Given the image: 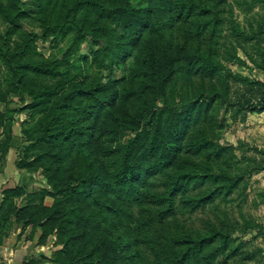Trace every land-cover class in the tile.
<instances>
[{"label": "trees", "instance_id": "trees-1", "mask_svg": "<svg viewBox=\"0 0 264 264\" xmlns=\"http://www.w3.org/2000/svg\"><path fill=\"white\" fill-rule=\"evenodd\" d=\"M33 1L31 16L22 0H0V103L29 100L22 134L49 190L19 210L22 190L6 191L3 221L39 230L40 241L54 234L50 264H215L222 254V264H264V248L232 238L254 230L264 241L242 210L264 149L238 156L219 142L227 120L264 113V82L226 66L264 72V0H231L246 26L226 29L228 0ZM87 36L103 46L73 60ZM38 39L67 48L45 57ZM102 70L123 78L101 83ZM214 205V219H180Z\"/></svg>", "mask_w": 264, "mask_h": 264}, {"label": "rangeland", "instance_id": "rangeland-1", "mask_svg": "<svg viewBox=\"0 0 264 264\" xmlns=\"http://www.w3.org/2000/svg\"><path fill=\"white\" fill-rule=\"evenodd\" d=\"M134 5H144L142 0H132ZM231 0H228L224 11L221 13L223 18V29L232 26H246L245 16L239 13L238 9L235 7V4H231ZM22 8L31 16L37 13V7L33 0H22ZM260 13L258 9L255 13ZM233 15V16H232ZM257 19V18H256ZM2 30V29H1ZM33 33L37 36H41V31L34 29ZM225 34V30L222 33ZM222 41V40H221ZM264 41V36L262 37ZM66 41L60 42L56 47L50 43V39L43 42L41 39L36 41L37 50L42 53L45 57H48L50 54L58 56V59L61 58L62 51L67 48ZM103 46V43L100 41H94L87 36L86 41L80 45V47L72 53V59L76 60L78 56L83 54H88L92 50H98ZM133 65V59L127 61L126 66L130 68ZM226 66L234 73H239L242 76L249 78L251 80L256 79L264 82V72L260 70L253 69V67L246 61L244 65H237L234 63H227ZM101 83H105L108 79L121 80L123 78L122 73L119 70H114L109 72L108 70H102L98 72ZM7 104L0 103V114L3 113L2 126L0 127V151H7L9 149H14L16 151V160L15 167L19 171H25L27 174L33 175L35 178L36 187L33 189V194L41 193V191H48L46 180L44 178L43 172L36 164H32L31 158L33 157L32 151L27 152V146L31 144V139H27L22 134L23 131L28 130V124H30V112L28 110H23V107L26 103L29 102L27 98L19 99L16 95H9L7 97ZM220 144L224 146H231L234 149L236 155L240 156L243 154H253V152H248V149L257 148L264 149V114H248L247 118L243 122L227 120L225 127L220 132ZM134 133H127V138H130ZM31 164L30 167L22 166ZM248 181V187L246 190V202L242 205V210L244 215L252 217L259 226L264 230V205H254L256 198V193L264 189V172L253 175ZM16 186L14 189L21 191L23 200H20L21 197L13 201L15 210L23 208L26 204V197L32 193H25L24 188ZM20 193V192H18ZM53 200L50 197H45L43 205L46 207L51 206ZM218 209H225L227 212H236V207L234 205H225L220 204ZM217 215L216 205L213 207L207 206L204 211L198 210L193 215L179 214L180 219L186 223H195L198 224L200 219H214V216ZM14 223L15 220H14ZM20 225V224H17ZM55 239V244L53 247L55 249L52 251L50 258L53 259L55 252L61 249V245L56 241L54 234L51 235ZM232 238H237L244 242H248L252 247H262L264 248V241L257 237L256 231L249 230L245 234H234ZM52 239V240H53ZM224 255L222 254L215 260V264H222ZM229 264H239L234 261Z\"/></svg>", "mask_w": 264, "mask_h": 264}, {"label": "crops", "instance_id": "crops-1", "mask_svg": "<svg viewBox=\"0 0 264 264\" xmlns=\"http://www.w3.org/2000/svg\"><path fill=\"white\" fill-rule=\"evenodd\" d=\"M15 160L14 149L0 151V264H50L55 249L53 237L40 241L39 230L34 232L31 226L17 225L11 216L3 221L6 191L19 186L25 193H32L36 187L34 176L19 171Z\"/></svg>", "mask_w": 264, "mask_h": 264}]
</instances>
